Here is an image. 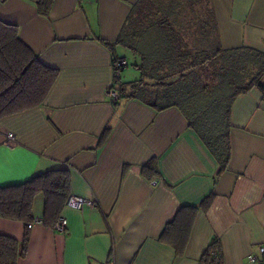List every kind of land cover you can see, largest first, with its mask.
I'll return each instance as SVG.
<instances>
[{
  "label": "crops",
  "instance_id": "obj_1",
  "mask_svg": "<svg viewBox=\"0 0 264 264\" xmlns=\"http://www.w3.org/2000/svg\"><path fill=\"white\" fill-rule=\"evenodd\" d=\"M138 1L47 0L44 14L41 0H0V21L58 72L42 104L0 119V186L66 169L70 195L95 202L65 205L64 232L0 216V235L18 248L28 233L16 264H201L213 242L222 264H255L247 255L264 245V89L253 86L232 101L230 159L218 174L177 107L128 95L140 71L135 67L139 77L129 85L122 74L128 56L134 66L139 55L117 39ZM187 1L146 0L147 24L167 12L190 47L264 55V0ZM119 58L126 65L115 83ZM119 85L122 95L113 101L106 89ZM43 204L39 193L34 216L42 217ZM177 214L180 224L163 234Z\"/></svg>",
  "mask_w": 264,
  "mask_h": 264
},
{
  "label": "trees",
  "instance_id": "obj_2",
  "mask_svg": "<svg viewBox=\"0 0 264 264\" xmlns=\"http://www.w3.org/2000/svg\"><path fill=\"white\" fill-rule=\"evenodd\" d=\"M46 2H40L44 14ZM198 3L207 6V0ZM150 12L146 0H139L117 39L139 55V63L134 66L140 77L132 82L128 95L143 98L157 108L177 107L218 162L219 174L230 159L231 103L253 86L264 89V55L246 48L190 47L176 37L180 27L174 28L167 12L147 24ZM158 12L163 14L164 10ZM152 31L159 37L151 41L147 34ZM57 76L58 72L45 66L20 38L14 25L0 21V119L42 104ZM147 169L148 164L143 170ZM39 193L44 197L41 219L52 227L70 195L68 170H49L23 183L0 186V216L22 221L26 226L34 217V197ZM210 200H204L205 208ZM178 216L163 234L170 225L180 224ZM28 241L26 233L18 248L16 240L0 235V264H16L25 255ZM201 264H222L215 242L205 250Z\"/></svg>",
  "mask_w": 264,
  "mask_h": 264
},
{
  "label": "built area",
  "instance_id": "obj_3",
  "mask_svg": "<svg viewBox=\"0 0 264 264\" xmlns=\"http://www.w3.org/2000/svg\"><path fill=\"white\" fill-rule=\"evenodd\" d=\"M126 65V61L125 59H115L113 61V75L115 77V83L118 82V77L120 74V69ZM106 95L111 98L113 101H117L120 97H121V91L119 89V86H110L106 89ZM6 140L7 142L10 143H14L15 141V137L12 133L7 134L6 136ZM89 205V206H94L95 202L90 200V199H86L80 196H75V195H69L68 199H67V203L66 205L70 206V207H74V208H80L82 205ZM35 224H43V221L40 217L34 216L33 219L27 223V228H31L33 227ZM66 226H67V220L60 216L54 223V225L52 226L53 229L60 231V232H64L66 230ZM215 254V250L211 251V255L214 256ZM247 259L250 262H253L255 264H264V245H260L258 247V253H249L247 255Z\"/></svg>",
  "mask_w": 264,
  "mask_h": 264
},
{
  "label": "rangeland",
  "instance_id": "obj_4",
  "mask_svg": "<svg viewBox=\"0 0 264 264\" xmlns=\"http://www.w3.org/2000/svg\"><path fill=\"white\" fill-rule=\"evenodd\" d=\"M249 63V62H247ZM250 66V65H248ZM128 73L127 74H122V81L125 83V85H129V82L134 80V78H138L139 77V71L135 68V66H133L132 64V58L129 55L128 56V66L126 67ZM127 75H129V77H127Z\"/></svg>",
  "mask_w": 264,
  "mask_h": 264
}]
</instances>
